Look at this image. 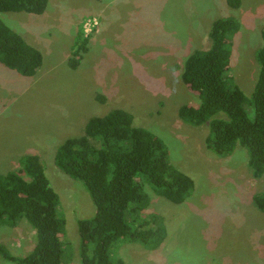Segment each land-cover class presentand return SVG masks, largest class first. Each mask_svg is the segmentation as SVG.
Returning a JSON list of instances; mask_svg holds the SVG:
<instances>
[{"label": "rangeland", "instance_id": "1", "mask_svg": "<svg viewBox=\"0 0 264 264\" xmlns=\"http://www.w3.org/2000/svg\"><path fill=\"white\" fill-rule=\"evenodd\" d=\"M3 22L43 55L34 76L0 64V174L16 172L26 155L45 165L66 218L64 264H81L78 222L95 215L84 185L55 165L59 147L83 136L88 121L122 109L134 126L167 145L172 164L194 182L192 194L175 204L155 193L143 177L150 205L142 215L161 217L167 237L155 250L126 240L112 253L125 264H264V212L254 196L264 193L248 150L238 144L219 157L206 144L209 124L195 127L179 117L184 105L201 100L184 79L185 63L211 46L210 30L234 17L240 31L232 41L230 73L251 98L260 67L264 0H49L42 15L5 12ZM89 50L77 68L70 66L80 30ZM37 244L34 229L0 225V245L24 257ZM1 264H14L2 258Z\"/></svg>", "mask_w": 264, "mask_h": 264}, {"label": "trees", "instance_id": "2", "mask_svg": "<svg viewBox=\"0 0 264 264\" xmlns=\"http://www.w3.org/2000/svg\"><path fill=\"white\" fill-rule=\"evenodd\" d=\"M49 0H0V15L26 12L42 15ZM238 8L241 0H228ZM240 31L234 17L217 20L210 30L211 46L195 51L185 63L184 79L200 100L199 107L184 105L179 117L199 127L209 124L207 147L219 157L233 154L240 144L248 150V163L256 178L264 176V30L256 53L260 67L251 98L246 99L230 73L232 41ZM89 37L80 30L70 66L77 68L89 50ZM0 64L23 76H34L43 55L0 17ZM55 165L84 185L95 215L78 222L81 264H125L112 253L130 240L146 250L158 249L167 237L164 220L144 216L150 197L144 177L159 196L182 204L192 194L194 182L172 164L166 143L153 132L134 126V117L115 109L91 118L83 136L67 139L58 149ZM264 212V193L254 196ZM26 221L36 232L33 251L16 257L0 245V255L14 264H64L66 218L59 195L52 188L45 165L37 155H26L20 169L0 174V225L18 227ZM1 264V263H0Z\"/></svg>", "mask_w": 264, "mask_h": 264}, {"label": "built area", "instance_id": "3", "mask_svg": "<svg viewBox=\"0 0 264 264\" xmlns=\"http://www.w3.org/2000/svg\"><path fill=\"white\" fill-rule=\"evenodd\" d=\"M87 37V36H86Z\"/></svg>", "mask_w": 264, "mask_h": 264}]
</instances>
